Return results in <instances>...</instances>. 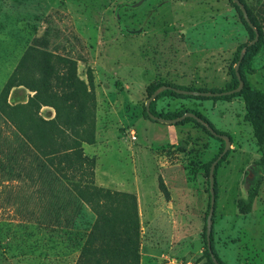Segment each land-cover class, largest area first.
Here are the masks:
<instances>
[{
  "label": "rangeland",
  "instance_id": "1",
  "mask_svg": "<svg viewBox=\"0 0 264 264\" xmlns=\"http://www.w3.org/2000/svg\"><path fill=\"white\" fill-rule=\"evenodd\" d=\"M242 1L262 31L260 49L242 71L248 88L264 93V0ZM251 39L228 0H0V90L28 47L76 60L85 81L90 70L95 144L83 149L95 159L96 186L140 200V264H209L208 175L225 143L191 121L147 119L146 88L154 83L224 90L236 54ZM29 95L13 88L8 102L24 103ZM185 110L200 113L231 143L214 168L215 255L224 264H264V175L259 178L261 154L245 120L243 96L166 93L154 104L159 114ZM40 115L51 119L54 111L43 107ZM257 180L252 210L240 214L236 203ZM54 193L33 180L0 187V264L77 263L85 221L92 219L60 210L65 197Z\"/></svg>",
  "mask_w": 264,
  "mask_h": 264
},
{
  "label": "trees",
  "instance_id": "2",
  "mask_svg": "<svg viewBox=\"0 0 264 264\" xmlns=\"http://www.w3.org/2000/svg\"><path fill=\"white\" fill-rule=\"evenodd\" d=\"M228 1L238 11L253 39L254 31L244 20L240 9L231 0ZM239 1L244 5L250 22L259 34L258 41L247 47L238 68L244 82L242 90L216 97L180 95L172 90H165L150 103L149 110L152 115L162 119H173L191 112L213 129L206 118L193 110L174 115L156 113L155 101L166 93L176 98L192 99H228L242 95L246 109L245 120L252 125L261 154L256 163L261 178L264 175V93L248 88L242 67L250 57L258 53L262 31L244 2ZM248 43L242 45L240 50ZM239 54L240 51L236 54L234 64L238 61ZM230 75V85L224 90L184 88L170 84L165 86L187 91L220 93L238 86L234 67ZM86 77L85 81L77 75V62L72 58L57 56L35 46L25 50L0 90V187L25 180L42 182L57 190L53 194L55 198L65 197L62 209H58L69 210L66 212L72 215L84 213L92 219L85 221L87 235L76 264H140V225L136 196L96 186L95 159L86 155L83 149V144H95L96 128L95 93L90 70H87ZM160 86L164 85L150 84L146 88L148 98ZM17 87L25 88L31 95L24 103L10 104V91ZM43 107L51 108L54 117L43 118L40 115ZM143 115L151 120L145 107ZM189 121L209 133L204 126L191 118H185L178 124ZM259 181L249 186L245 198L238 199L236 206L240 214L251 212ZM160 188L165 192L162 183ZM211 251L215 259L224 264L215 255L212 246ZM206 255L208 263L213 264L207 246Z\"/></svg>",
  "mask_w": 264,
  "mask_h": 264
},
{
  "label": "water",
  "instance_id": "3",
  "mask_svg": "<svg viewBox=\"0 0 264 264\" xmlns=\"http://www.w3.org/2000/svg\"><path fill=\"white\" fill-rule=\"evenodd\" d=\"M235 5H237V7L240 9L242 16L244 18V20L246 21V23L249 25V27L251 29H253L254 31V38L247 44V46H244L239 54V58L238 61L236 62L235 66H234V72L235 75L237 77L238 80V86L230 91H224V92H220V93H212V92H201V91H187V90H181V89H176L173 88L171 86H160L158 89H156L151 96L147 99L146 103H145V109L146 112L149 116V118L152 121H156L159 123H163V124H168V125H174L179 123L180 121L184 120L185 118H191L194 119L195 121H197L199 124H201L202 126H204L209 133L217 138H220L222 141H224L225 143V147L224 150L222 151V153L211 163L210 169H209V175H208V179H209V192H210V207H209V211H208V215H207V219H206V231H205V239H206V246H207V250L210 254V258L213 262V264H220L214 257L212 251H211V242H210V234H211V228H212V214H213V208H214V203H215V195H214V168L217 164V162L222 158L223 154L226 152V150L229 148L230 146V141H229V137L226 135H222V134H217L207 123H205L202 119H200L199 117H197L195 114L191 113V112H187L184 113L183 115H181L180 117H176L173 119H162L159 117H156L154 115H152L150 113L149 110V106L150 103L152 101L155 100V98L157 97L158 94H160L161 92L165 91V90H172L173 92L180 94V95H188V96H200V97H216V96H225V95H231L234 93H238L242 90L244 84L243 81L241 80L238 68L239 65L247 51V47L248 46H252L254 45L259 38V34L257 32V30L253 27L252 23L250 22V19L247 15V12L245 10L244 5L239 1V0H231ZM142 1L138 2L135 4V6L139 5ZM140 32V31H137Z\"/></svg>",
  "mask_w": 264,
  "mask_h": 264
},
{
  "label": "built area",
  "instance_id": "4",
  "mask_svg": "<svg viewBox=\"0 0 264 264\" xmlns=\"http://www.w3.org/2000/svg\"><path fill=\"white\" fill-rule=\"evenodd\" d=\"M136 137L134 135L131 136V139L134 140Z\"/></svg>",
  "mask_w": 264,
  "mask_h": 264
},
{
  "label": "crops",
  "instance_id": "5",
  "mask_svg": "<svg viewBox=\"0 0 264 264\" xmlns=\"http://www.w3.org/2000/svg\"><path fill=\"white\" fill-rule=\"evenodd\" d=\"M93 145H94V144H93ZM139 201H140V200H139V198H138V199H137V202H138V207H139V205H140Z\"/></svg>",
  "mask_w": 264,
  "mask_h": 264
}]
</instances>
